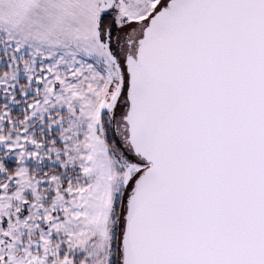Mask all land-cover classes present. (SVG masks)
<instances>
[{"label": "snow or ice", "instance_id": "obj_1", "mask_svg": "<svg viewBox=\"0 0 264 264\" xmlns=\"http://www.w3.org/2000/svg\"><path fill=\"white\" fill-rule=\"evenodd\" d=\"M0 264H264V0H0Z\"/></svg>", "mask_w": 264, "mask_h": 264}]
</instances>
